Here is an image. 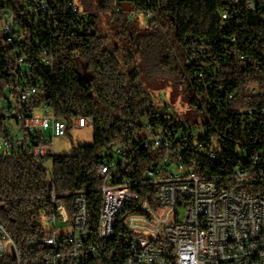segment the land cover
Segmentation results:
<instances>
[{
    "label": "built area",
    "instance_id": "obj_1",
    "mask_svg": "<svg viewBox=\"0 0 264 264\" xmlns=\"http://www.w3.org/2000/svg\"><path fill=\"white\" fill-rule=\"evenodd\" d=\"M220 11L226 27L239 26L243 12L259 14L264 21V0H223ZM111 12L130 19L148 20L151 9H126L116 4ZM68 13L81 21L89 11L75 0H0V154L31 152L47 163L57 155L52 145L67 133L66 120L57 116L43 81L36 77L30 48L46 70L54 68L53 49L60 35V16ZM77 24L74 22L73 29ZM252 37H250L251 39ZM234 50H226L241 69L264 65V52L253 59L241 52L232 35ZM187 64L197 60L191 48ZM225 58V57H224ZM216 73L222 63H204ZM199 76H204L201 70ZM207 87H215L213 80ZM225 100L234 98L225 86H216ZM261 83L246 86L249 96L261 93ZM210 107L218 105L213 98ZM163 114V112H161ZM134 131L111 144L114 154L98 169L102 196L96 234L93 235L87 189L45 195L50 211L45 223L52 234L33 236L28 245L45 247L46 264H106L107 241L114 235L127 248L125 264H264V106L240 110L225 127L236 128L242 139L234 156H221L219 137L197 128L162 125L154 116L131 121ZM73 125L103 128L102 120L75 116ZM141 150H150L143 166ZM71 197L68 204L66 197ZM64 223L63 228L58 223ZM12 255L25 264L21 250L0 220V259Z\"/></svg>",
    "mask_w": 264,
    "mask_h": 264
},
{
    "label": "trees",
    "instance_id": "obj_2",
    "mask_svg": "<svg viewBox=\"0 0 264 264\" xmlns=\"http://www.w3.org/2000/svg\"><path fill=\"white\" fill-rule=\"evenodd\" d=\"M89 11L81 21L68 13L60 16V35L54 44V68L46 70L38 59L39 49L30 48V63L36 77L47 89L44 101L54 113L66 120L68 130L75 116H92L103 121L95 128L92 144L80 145L73 155H56L49 171L31 152L0 154V220L21 250L25 264H46L45 247L28 245L33 236L52 234L45 223L50 203L45 199L53 189L59 193L89 190V212L93 235L96 234L102 196L99 165L111 155V144L124 141L134 134L126 128L125 118L134 121L154 116L171 128L188 127L168 111H162L147 90L146 82L155 76L169 78L182 88L194 110L206 111L209 135L219 137L221 156L236 159L235 144L242 139L236 128L232 133L225 127L232 123L241 109L264 106V65L241 69L226 50H234L232 35L241 52L253 59L264 52V21L259 14L243 12L239 26L226 27L220 11L223 0H75ZM124 2L132 9L155 11L148 20L130 19L126 13L111 12ZM74 22L76 29L72 28ZM250 37H252L250 39ZM192 47L197 52L191 65L186 59ZM225 57V58H224ZM222 66L218 72L204 63ZM83 62L88 74L80 71ZM204 76H199L200 71ZM213 80L215 87H207ZM261 83V93L249 96L246 86ZM235 91L234 98L225 100L216 86ZM3 84H0V90ZM213 98L218 105L210 107ZM163 112V114H161ZM143 166L150 162V150H141ZM68 204L71 197H66ZM128 248L117 235L106 243L103 259L106 264H125ZM0 264H17L12 255L0 259Z\"/></svg>",
    "mask_w": 264,
    "mask_h": 264
},
{
    "label": "rangeland",
    "instance_id": "obj_3",
    "mask_svg": "<svg viewBox=\"0 0 264 264\" xmlns=\"http://www.w3.org/2000/svg\"><path fill=\"white\" fill-rule=\"evenodd\" d=\"M124 7L129 9L131 5L124 2ZM79 68L82 74H88L83 62H80ZM146 84L152 99L162 111L173 114L188 127L197 128L199 133L205 131L208 114L206 111L200 112L192 109L188 103L187 93L182 88L174 85L169 78L162 76H155L149 79ZM94 132L95 128L93 126L81 128L73 125L64 137L56 138L52 145L57 155H73L76 153L78 146L93 143ZM109 154L113 155L114 150L111 149ZM43 165L49 171H52V160L43 163ZM58 227L63 228L64 223L59 222Z\"/></svg>",
    "mask_w": 264,
    "mask_h": 264
}]
</instances>
